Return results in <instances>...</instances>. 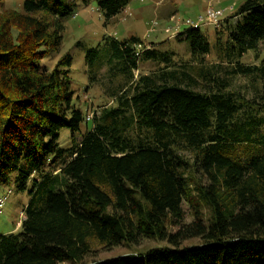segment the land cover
<instances>
[{"label":"trees","instance_id":"16d2710c","mask_svg":"<svg viewBox=\"0 0 264 264\" xmlns=\"http://www.w3.org/2000/svg\"><path fill=\"white\" fill-rule=\"evenodd\" d=\"M91 1L108 20L130 2L24 0L0 12V187L14 183L30 197L20 231L0 235V264L82 263L97 246L144 239L169 246L93 264H264V59L241 62L264 46V0L210 26L231 77L257 81L250 96L212 69L198 73L212 89L198 91L189 71L170 70L173 52L111 37L87 52L90 82L106 66L110 82L128 85L110 93L114 106L90 114L75 98L71 53L52 69L45 61L60 52L63 19ZM202 28L177 39L200 62L211 52ZM146 62L158 71L134 81ZM192 239L201 243L180 247Z\"/></svg>","mask_w":264,"mask_h":264},{"label":"rangeland","instance_id":"374dc122","mask_svg":"<svg viewBox=\"0 0 264 264\" xmlns=\"http://www.w3.org/2000/svg\"><path fill=\"white\" fill-rule=\"evenodd\" d=\"M24 0H0V12L8 9L21 10ZM246 0H130L128 6L115 18L108 20L98 9L94 1L85 5L81 2L74 8V13L63 19V43L58 54L46 60L45 64L51 69L58 60L66 53H71L73 64L70 69V78L75 98L90 114L99 111L100 107L114 106L115 101L110 98V93L116 91L120 85L127 86L124 79L118 78L110 82L106 76L108 67L104 66L99 74V80L92 84L88 74L87 52L91 49L101 50L106 45V39L114 37L124 40L131 36H137L143 40L142 51L145 47H152L160 52L170 51L175 54L173 61L175 66L170 70L189 71L196 79L193 87L198 91H209L213 83H207L198 73L203 70L212 69V76L218 81H228L230 90L239 92L246 97L254 92L257 81H250L242 77H231L229 71L231 65L222 62L215 48V27L203 25L202 31L208 35L211 42V52L196 61L190 55L189 43L178 42V34L190 28L187 21L196 22L199 16L206 17L207 12L213 8L222 10L224 17L233 15L235 9ZM233 8V9H232ZM231 10V12H229ZM223 17V18H224ZM228 17V16H227ZM222 18V19H223ZM235 21V20H234ZM232 21V22H234ZM225 36V35H224ZM264 59V46L259 52L251 51L244 55L241 62L245 65H259ZM202 63V65H201ZM215 67H218L215 68ZM159 65L153 62L141 63L139 69L134 72V81L140 76L151 75L158 71ZM186 84V82H182ZM119 89V88H118ZM69 131L61 132L60 145L67 147ZM7 198L3 213L0 215V235L20 231L21 223L25 216V207L30 197L26 192H19L14 183L0 187V199ZM186 212L185 223H190L193 218L189 206L184 203ZM19 225V227H18ZM200 239H192L181 244V248L198 245ZM169 246L166 242L152 239H144L138 245H121L111 250L95 247L96 252L89 255L81 263L62 262L59 264H93L102 260L129 254L143 253L153 248H164Z\"/></svg>","mask_w":264,"mask_h":264},{"label":"built area","instance_id":"2783aa9c","mask_svg":"<svg viewBox=\"0 0 264 264\" xmlns=\"http://www.w3.org/2000/svg\"><path fill=\"white\" fill-rule=\"evenodd\" d=\"M223 16H224V12L222 10L219 11V10H215V9L211 8L207 12V15L205 18L202 16H199V20H197L196 22L187 21L186 23L190 27H200V26H203L205 24H209V25H213V26H219ZM6 200H7V198L0 199V215L3 213V209L5 207Z\"/></svg>","mask_w":264,"mask_h":264},{"label":"crops","instance_id":"0c3cea01","mask_svg":"<svg viewBox=\"0 0 264 264\" xmlns=\"http://www.w3.org/2000/svg\"><path fill=\"white\" fill-rule=\"evenodd\" d=\"M18 227H19V225H18Z\"/></svg>","mask_w":264,"mask_h":264}]
</instances>
